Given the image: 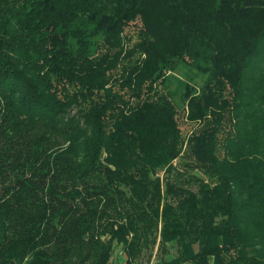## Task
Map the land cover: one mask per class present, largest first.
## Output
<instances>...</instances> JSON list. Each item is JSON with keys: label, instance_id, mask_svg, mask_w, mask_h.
Masks as SVG:
<instances>
[{"label": "trees", "instance_id": "1", "mask_svg": "<svg viewBox=\"0 0 264 264\" xmlns=\"http://www.w3.org/2000/svg\"><path fill=\"white\" fill-rule=\"evenodd\" d=\"M156 237L264 264V0H0V264Z\"/></svg>", "mask_w": 264, "mask_h": 264}, {"label": "rangeland", "instance_id": "2", "mask_svg": "<svg viewBox=\"0 0 264 264\" xmlns=\"http://www.w3.org/2000/svg\"><path fill=\"white\" fill-rule=\"evenodd\" d=\"M134 26V25H133ZM132 28L127 27L124 30L125 36L127 37L126 39V47H130L132 45V39L134 37V34L132 33ZM177 75V74H174ZM196 82H199L198 80ZM173 86V85H172ZM73 111V110H72ZM71 111V112H72ZM178 125L181 129H185V125L180 123V112L175 114ZM158 173V172H157ZM159 174V173H158ZM158 242V237H156L155 244L153 245L152 248H147V249H142L141 253L137 258L133 260L131 264H159L158 262V253L157 251V243ZM166 249L168 250V253H165L163 257L167 259L170 256V251H172L171 248H169V244H165ZM110 264H126L125 263V256L120 248V246H115L112 252Z\"/></svg>", "mask_w": 264, "mask_h": 264}]
</instances>
